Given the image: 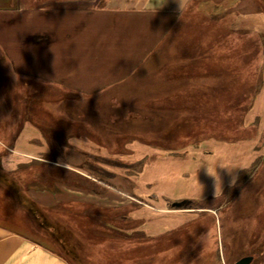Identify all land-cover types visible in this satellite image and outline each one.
<instances>
[{"label": "rangeland", "instance_id": "374dc122", "mask_svg": "<svg viewBox=\"0 0 264 264\" xmlns=\"http://www.w3.org/2000/svg\"><path fill=\"white\" fill-rule=\"evenodd\" d=\"M44 5L54 6L50 2ZM4 11L6 6L0 7V15L3 17L6 15ZM11 16H14L13 23L21 22L15 19L18 15ZM179 22V32L172 37L179 43L176 51L172 54L164 42L160 53H154L155 57L149 58L150 62L146 66L151 68L159 60L173 62L183 59L187 64H182L181 67L175 66L173 62L171 68L170 63H167L164 68L157 69L162 74L160 81L171 72L182 84L169 86L167 93L162 82L156 88L151 84L131 85L129 89H124L128 91V95L131 92L142 96L179 93L176 94L182 97L179 99H60L61 92L58 88L38 84V80L31 75L21 78V74L16 72L10 76L0 66V165L12 154L18 158L24 157L16 150L17 140L19 141L24 127H30L34 131L38 129L45 133L42 134L49 146L48 152L41 157L36 155L29 158V162L20 164L18 169L30 165L27 169L31 172V167L38 163L53 166L50 167L51 172L42 175L39 182L23 180L22 183L21 174H15L19 180L13 184L19 192L12 188L13 201L7 197L12 204L6 199L2 203L0 197V223L39 239L69 256L76 264H112L110 261L117 257L119 264H233L244 255L243 251L250 250L252 246L257 247L261 239L263 241L264 0H192ZM7 25L5 20L0 21V33ZM1 54L0 52V65L4 61ZM207 55L210 57H206ZM149 70L147 68L146 71ZM205 98H214L206 101L209 106L214 105L212 115L209 106L199 105ZM47 99H55L56 102H48ZM93 109L108 119L104 122L91 119L87 129L94 131L93 137L84 133L86 128L83 126H74L70 121H59L64 127L59 133L65 131L67 135V132L77 129V140L65 145L47 141L46 135L53 136L49 132L53 133L57 127L62 128L56 125L58 115L88 120L92 118L89 113ZM223 110L227 112L224 113ZM202 113L205 115L201 116ZM193 118L197 120L191 121ZM38 121L42 128L37 125ZM224 123L228 126L222 127ZM125 128L132 129V132L123 131ZM132 133L154 140L156 144L132 138ZM84 139L87 142H83ZM134 145L147 153L156 148L171 151L174 153V160L181 157L187 159V178L196 170V165L190 164L193 161L200 164L198 160H194L200 157L199 160L202 159L203 162L195 176L201 179L204 177L205 181L214 176V162L232 153L236 158V170H240L239 176L236 181L230 180L231 184L221 196L163 203L168 208H173L174 202L182 204L185 210L157 212L158 216L167 214L174 219L179 216L180 219L190 217V221L168 231L164 236L162 234V237L159 235L150 243L144 238L146 232L142 224L145 219L134 216V212L138 208L149 209L148 202L155 203L160 198L157 197L156 200V196L146 190L141 196H135L136 200H132L137 184L129 176L141 173L149 161L146 154L139 161L133 162L131 156L136 151ZM185 150H188L186 155H179ZM197 150H202L201 154L195 153L198 156H193L191 153ZM212 154L214 156H210ZM226 162L228 167L233 168V162ZM83 164L93 167V170H89L90 181L94 186L98 185L96 189L101 191L94 193L110 194L118 199L124 198L125 201L122 206L116 204L108 208H101L94 203L69 207L63 204L53 208L59 213H69L72 219L79 213L82 221L88 218L94 223L90 235L97 237L100 242L88 244V251H84L83 244L87 242L84 236L77 237V240L66 245L38 226L43 221L37 212L44 215L46 213L32 205L30 199L34 200L29 194L32 190L61 192L66 186L57 180L62 176L61 173L69 181V171H76ZM185 166L183 165L184 169ZM0 171L8 174L6 169L1 168ZM38 183L51 187L43 188ZM204 185L207 186V183ZM193 186L194 184H190L188 187L193 189ZM2 188L1 196L5 195V191L9 193L10 188ZM225 192H230L229 196L226 197ZM16 193L22 196L18 197ZM37 205L43 208L38 203ZM27 206L38 214L37 219H32L33 210L30 212ZM257 236L261 237L257 239ZM240 246L244 248L242 253L235 249ZM71 250L77 251L76 254H72ZM98 251H101L100 254ZM80 253L85 254L87 260L84 261ZM254 254L253 264H264V255L261 256L260 251ZM91 258L98 260L93 261Z\"/></svg>", "mask_w": 264, "mask_h": 264}, {"label": "crops", "instance_id": "0c3cea01", "mask_svg": "<svg viewBox=\"0 0 264 264\" xmlns=\"http://www.w3.org/2000/svg\"><path fill=\"white\" fill-rule=\"evenodd\" d=\"M191 1L0 0V7L6 6L4 11L6 15L4 17L0 15V21L5 20L8 23L0 33V52H3L4 58L0 66L10 76L16 72L21 74V78L31 75L38 80V84H48L58 88L57 90L61 92L60 99L182 98L176 95L179 93L168 96H142L131 92L128 95L129 93H126L128 91L124 89H129L131 85L151 86V84L156 88L157 84L162 82L163 86H166L167 93L169 86L182 84V81L171 75V72L160 81L162 74L157 69L164 68L167 63H170L171 68L173 62L175 66L181 67L182 64H187V61L159 60L151 68L146 65L154 53H160L164 42H166L165 46L171 49L172 54L176 51L175 48L179 43L172 37L178 34L177 26ZM49 2L54 6L44 5ZM11 15H18L15 19L21 22L13 23L14 16ZM147 68L150 69L149 72L146 71ZM68 118L72 119L74 124L94 133L92 129H87L90 124L83 118L79 119L75 116ZM73 140H77V137L73 136L69 139L72 144ZM17 142L16 150H19L25 158H18L12 154L10 158L4 159L0 168L6 169L8 173L16 171L20 164L28 163L29 158L36 155L41 157L48 152L49 146L38 129L34 131L30 127L26 129L24 127ZM83 142L87 141L84 139ZM136 146L134 145V148L138 152L135 151L131 156L133 162L139 161L146 154L149 156V161L138 174L139 176L135 174L129 176V179L136 180L137 184L132 200H136L135 196H141L146 190L154 194L156 200L157 197L160 198L158 201L154 200L155 203L148 202L149 209L138 208L137 212H134V216L145 219L142 224L146 232L144 238L150 243H153L152 241L159 235L162 237V234L164 236L168 231L182 227L185 222L190 221V217L180 219L179 216L174 219L167 214L158 216L157 212L173 213L175 210H185L182 204L177 205L174 202L173 209L163 203L221 196L231 184L230 180L236 181L239 176L240 170H236L234 161L236 158L232 153L214 162L212 169L214 176L212 179L208 177L205 181L204 177L201 179L195 176L196 170L203 162L202 159L199 160L200 157L194 159L200 164L195 161L190 164L196 165V170L191 173L190 178H187L186 175H189L186 173L189 167L187 159L181 157L174 160L172 158L174 153L169 150L155 148L147 153L140 151ZM187 151L178 154L183 156ZM200 152L202 150L191 154L198 156L195 153L201 154ZM225 160L234 161L233 168L228 167ZM88 165L83 164L76 169V172L91 178ZM183 165H186L185 169ZM206 183L207 186L204 185ZM190 184H194L195 189L188 187ZM61 190L59 193L32 190L29 194L42 207L55 208L63 204L69 207L94 203L101 208H108L116 204L121 206L125 204L124 198L118 199L106 193L97 194L67 185ZM229 194L230 192L225 196ZM122 195L124 196V193ZM8 227L0 223V264H76L66 254L56 251L39 239L12 230L11 226Z\"/></svg>", "mask_w": 264, "mask_h": 264}, {"label": "trees", "instance_id": "16d2710c", "mask_svg": "<svg viewBox=\"0 0 264 264\" xmlns=\"http://www.w3.org/2000/svg\"><path fill=\"white\" fill-rule=\"evenodd\" d=\"M1 56L3 57V52H2V54H1ZM206 57H210V56H206ZM206 100H204L202 103H200L199 102V105L201 104L202 106H205V105H207V106H209L208 104H206V101L207 100H214V98H205ZM8 100V99H7ZM47 100H49L48 102H50V101H53V102H56V100L55 99H47ZM55 100V101H54ZM205 102V103H204ZM218 103H220V101H218ZM221 104V103H220ZM214 105L212 104V105H210L209 106V110L211 109L212 110V107H213ZM216 106V105H215ZM214 108V107H213ZM162 109V108H161ZM213 112V110L210 112V115H212L211 113ZM223 112L224 113H226L227 111H224L223 110ZM205 114L204 113H202L201 114V116H204ZM200 115H198V117H199ZM197 117V118H198ZM197 118H193L191 121H195V120H197ZM56 120V125H60V127L62 126L60 123H59V121H62V122H64V121H66V123L68 122V121H70V124H73V125H77V124H74L69 118H68V116H62L61 114L60 115H58V119H55ZM118 120V119H117ZM189 122V121H188ZM37 125L39 126V127H41L42 126V124L41 123H39V121L37 122ZM228 125L227 124H223V126L222 127H227ZM42 128V127H41ZM55 128V127H54ZM58 129V130H57ZM57 129H54L53 130V133L52 132H49V134H53V136L52 135H46V138H47V141L49 140V141H52L53 143L54 142H57L58 144H63V145H65V144H67L68 142H69V139L72 137V136H76L77 134H76V130L77 129H74V130H72V131H69V132H67V135L65 134V131L64 132H61V133H59L60 131H62V130H64V127L62 126V128H58L57 127ZM126 132H132V131H126ZM134 132V131H133ZM43 133V132H42ZM84 133H86V134H89V136H92V135H94V133L93 132H90V131H86V130H84ZM117 133H118V131H117ZM116 133V134H117ZM121 133V132H120ZM43 134H45V133H43ZM132 134H134L133 136H132V138H135V139H138V140H140V141H143V142H152V143H154L155 141L154 140H148V139H146L145 137H141V136H138L136 133H132ZM136 134V135H135ZM118 135H120V134H118ZM117 135V136H118ZM53 138H52V137ZM121 136V135H120ZM172 141H174V140H172ZM154 144H156V143H154ZM54 145V144H53ZM170 146V145H169ZM32 165V164H31ZM30 165H27V166H25V168L24 169H17L16 171H14L13 173H6V172H3V171H0V190L2 191V187H8V188H10V191H9V193L8 192H6L5 191V195H0V197L2 198L1 200H2V203H4V199H6V200H8L7 199V197L8 198H10V201H13V195L14 194H12V192H11V190H12V188H13V190L15 191V192H19L18 191V189H17V187L16 186H14V184L13 183H16V180L18 179L17 178V176L15 175V174H17V173H20L21 174V178H20V181L22 182L23 180L25 181V180H31V181H40V178L42 177V175H45V174H48L49 173V171L51 170V168L50 167H53L51 164H46V163H38L37 165H35V167H31L32 169V171L30 172V171H28V167H29ZM88 168H89V170L90 169H92L93 170V167H92V165H88ZM1 169V168H0ZM91 170V171H92ZM62 172H64L63 170H61ZM51 172V171H50ZM70 173H71V179L68 181V179H66V176H64L63 175V173H61L62 174V176L60 177V178H58L57 180H59V182L60 183H62V184H65V185H67V186H72V187H76V188H80V189H84V190H89V191H91V192H101V191H98L96 188H97V186L95 185H93L94 183L92 182V181H90V180H92L91 178H88V177H85V176H83L82 174H80V173H78V172H76V171H69ZM60 174V175H61ZM22 179V180H21ZM19 180V179H18ZM71 180H72V182H71ZM23 183V182H22ZM37 185H39V186H41V187H43V188H49V187H51V186H48V185H46V184H41V183H38ZM23 188H25V186H23ZM17 195H18V197L20 196H22L21 194H19V193H16ZM9 201V200H8ZM9 201V202H10ZM30 202L32 203V205L35 207V206H37V208H39L40 210L42 209L43 210V212L44 213H46L45 215L44 214H42L41 212H37V213H39L41 216H42V224H41V222H39V225L38 226H40V227H42L43 228V230L44 231H48L49 233H51L53 236L55 235V237L58 239L59 238V240L61 239L66 245H67V243L68 242H74V239L75 240H77V237H82V236H84V239H86L87 240V242H84V244H83V247H84V251H88V244H91V243H93V244H98L100 241H99V239L97 238V237H95V236H92V235H90L91 234V230H92V228H94V223H91L92 221H90V219H88V218H84V221H82L80 218H82V216L81 215H78L77 214V216H73V219H72V215H69V213H65V212H63V213H59V212H57L56 210H53V208L52 207H48V209L46 208H40L38 205H37V203H35L34 201H32L31 199H30ZM11 203V202H10ZM12 204V203H11ZM79 206V205H78ZM28 207V206H27ZM36 208V207H35ZM52 208V209H51ZM28 209H29V211L31 212L32 210H33V208L31 207V208H29L28 207ZM56 209V208H55ZM85 210V209H84ZM83 211V210H82ZM78 212V211H77ZM37 213H35V211L33 210V216H32V219H37L38 218V214ZM37 229L39 228V227H36ZM26 229H28V228H26ZM28 231V230H27ZM59 236V237H58ZM262 236V235H261ZM260 236V237H261ZM259 236H257V239L258 238H260ZM124 238V237H123ZM125 238H127V237H125ZM37 239V238H36ZM73 245L75 246V248H77V246H76V244L75 243H73ZM77 251L79 252V250L77 249ZM77 251H72L71 250V253L72 254H76V252ZM100 252L101 251H98V253L100 254ZM85 253V252H84ZM80 254H82V253H80ZM78 255V254H77ZM83 255V260L85 261V260H87V257H86V255L85 254H82ZM99 256V255H98ZM69 257V256H68ZM93 261H97L98 260V258H91ZM96 259V260H95ZM82 260V259H81ZM112 264H119V258L117 257L116 259H113V260H111L110 261ZM95 263V262H94Z\"/></svg>", "mask_w": 264, "mask_h": 264}, {"label": "flooded vegetation", "instance_id": "af4514ba", "mask_svg": "<svg viewBox=\"0 0 264 264\" xmlns=\"http://www.w3.org/2000/svg\"><path fill=\"white\" fill-rule=\"evenodd\" d=\"M89 101H97V100H89ZM93 104L96 105V103H93ZM93 110H94V109H93ZM89 115H90L92 118H89V117H88V118H89L88 120L85 119V120H87L86 122H89V123L92 122L91 119H94V120H97V121H103V122L108 120V119H106L107 116L102 117V115L98 114V112H95V110H94L93 112L91 111V112L89 113ZM106 115H107V114H106ZM82 118H83V117H82ZM82 120H83V119H82ZM116 121H117V120H116ZM116 123H117V122H116ZM116 123H115V124H116ZM116 125H118V123H117ZM121 128H124V126H122ZM128 130H132V129H129V128L126 129V128H125V130H123V131H128ZM258 208H260V207H258ZM263 238H264V236H263ZM239 244H240V243H239ZM258 245H260V246H259L260 248L258 247ZM258 245H257V247H255V246L253 247V246H252L250 250L248 249V250H245V251H243L244 248L241 247V246H240L239 248L237 247V248H235V249H238V251H240V252L243 251L244 255L241 256V257L247 256V255H252L254 259H253V261H252L250 264H253L254 261H255V257H254V256H255V254H254L255 252H257V251L259 252V251H260V252H261V256L264 255V239H263V241H262V239H261V241L258 243ZM241 253H242V252H241ZM241 257H240V258H241ZM240 258H238L237 260H239ZM237 260H235V262H236ZM235 262H233V264H235Z\"/></svg>", "mask_w": 264, "mask_h": 264}, {"label": "water", "instance_id": "95a60500", "mask_svg": "<svg viewBox=\"0 0 264 264\" xmlns=\"http://www.w3.org/2000/svg\"><path fill=\"white\" fill-rule=\"evenodd\" d=\"M178 205V203H176ZM253 261L252 255L244 256L243 258L239 259L235 264H250Z\"/></svg>", "mask_w": 264, "mask_h": 264}]
</instances>
